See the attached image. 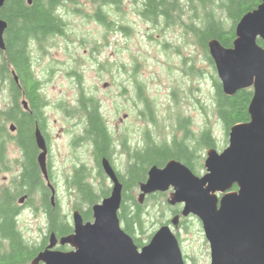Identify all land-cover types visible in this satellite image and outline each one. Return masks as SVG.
Segmentation results:
<instances>
[{
  "label": "water",
  "instance_id": "95a60500",
  "mask_svg": "<svg viewBox=\"0 0 264 264\" xmlns=\"http://www.w3.org/2000/svg\"><path fill=\"white\" fill-rule=\"evenodd\" d=\"M5 2L0 0L1 51L6 50L8 28L1 18ZM235 33L233 47L226 48L212 39L208 48L225 95L252 89L250 120L230 129L229 144L222 152L207 150L204 176L178 160H170L162 168L152 166L147 180L140 184L138 201L143 204L146 197L173 189L168 204H182L183 209L170 225L177 230L182 218L197 217L210 246L211 264H264V0L241 18ZM23 105L28 109L26 101ZM10 129L14 132L15 125ZM35 136L41 151L38 164L54 203L56 190L48 172L47 144L39 128ZM103 168L113 187L108 197L92 206L93 220L85 222L76 210L74 232L59 241L50 234L48 249L41 251L33 264H185L180 241L168 224L148 244L136 245L118 216L124 186L107 160ZM58 243L72 250L54 251Z\"/></svg>",
  "mask_w": 264,
  "mask_h": 264
},
{
  "label": "trees",
  "instance_id": "16d2710c",
  "mask_svg": "<svg viewBox=\"0 0 264 264\" xmlns=\"http://www.w3.org/2000/svg\"><path fill=\"white\" fill-rule=\"evenodd\" d=\"M86 1L97 7L92 17L103 23L107 22L108 13L102 5L106 0ZM180 1L149 0L144 13H150L152 16L163 15L171 21L180 14L177 13L181 10L177 4ZM185 1L192 6L194 18L197 20L193 28L194 42L213 66H215L214 61L208 52L209 41L217 39L224 47H233L236 25L245 14L256 9L261 3V0ZM75 2L77 0H32L29 4V0H6L1 11V18L8 23V30L5 35L6 50H0V93H8V100H4V107L0 105V264H29L43 248L30 244L20 229L19 219L22 208L18 205V199L24 194L29 195L30 204L36 212L40 211V206L45 211L49 235L54 233L57 238H61L73 232V228L61 215L60 208H53L50 201L51 192L38 164L39 150L35 133L38 125L40 129L42 127L41 119L46 95L43 92L42 82L37 78L32 67L29 45L31 41L43 44L51 35L63 33L66 25L59 9L67 3L75 4ZM259 43L263 45L261 40ZM15 77H18L19 82ZM214 83L216 112L228 135L234 125L250 120L248 108L253 91L241 90L233 96H227L218 77L214 78ZM80 96L82 100H90V102H82L78 111L89 113L91 131L96 129L97 132L95 139L99 158L106 156L112 138L106 131L100 108L90 99L93 96L86 93L83 87ZM24 101L29 104L30 110H25ZM180 119L187 125L182 127L179 124V131L184 132L182 138L175 136L170 142L154 144L152 138L148 136L146 156L142 157L143 153L140 151L133 152L128 173L124 176L123 201L118 216L122 228L134 239L139 248L148 244L153 237V234L147 236L145 206L149 202L159 203L163 209L166 205L163 201L167 197L166 194L148 196L144 204H140L133 195L134 190L147 180L149 169L155 165L162 168L168 161L178 160L198 174L199 169L204 167L199 163L198 149L217 148L211 129L206 128L195 136L189 128L191 121L182 116ZM12 124L18 127L15 134L10 129ZM12 145H15L20 152L16 160L9 157ZM13 163L20 166V172L12 177L10 183L2 184L1 176L12 171ZM77 177L76 174L72 186L80 193L86 194L82 200H79L81 205L87 207L85 209L77 203L76 208L81 211L85 222L92 221V206L108 197L110 192L105 186L97 189L95 185L77 181ZM236 189L237 186L234 187V190ZM172 211L180 212L178 209Z\"/></svg>",
  "mask_w": 264,
  "mask_h": 264
},
{
  "label": "rangeland",
  "instance_id": "374dc122",
  "mask_svg": "<svg viewBox=\"0 0 264 264\" xmlns=\"http://www.w3.org/2000/svg\"><path fill=\"white\" fill-rule=\"evenodd\" d=\"M71 7L62 8L60 11V14L69 24L67 27L68 35L52 38L50 42L46 43L47 52L36 50L32 55L35 74L37 78L44 80L43 91L49 100L55 103L65 101L71 104L77 99L79 82H77V78L69 75L73 70H76L82 74V84H79V87L82 85L87 92L105 102L103 104L105 116L116 131L120 130L127 134L131 148L139 149L145 146L146 132L148 136L159 143L170 142L175 136L182 138L184 132L179 131V124L182 127L187 126L180 119V116L184 117V115L191 118L189 128L193 135L198 136L201 131L209 128L216 139V149L219 152L228 146L229 134L226 135L222 121L216 112L214 83V78L218 77L216 67L206 58L203 51L198 50L194 43L193 46L185 47L180 29L178 31L174 28L165 29L162 22L151 24L147 21H140L135 18L137 17L134 15L136 11L132 8L128 10L129 12L125 16V23L131 27V32L128 34L116 32L113 29L112 31L109 30L108 33L98 21L88 19L74 11L75 7L84 8L86 12L93 14L94 7L91 3L81 0L79 4H72ZM111 15L117 19L120 17L116 13L112 14V12ZM107 33L109 35L105 41L104 38ZM150 36H154L155 40L152 41ZM191 36L193 35H189V40ZM165 41L181 47L189 58V65L195 68L200 67L204 72L197 75L188 69L190 75H197L194 78L182 72L181 55L177 51L176 53L166 51L161 45ZM95 49L99 51H95ZM101 64H110L112 68L108 65L107 67H110L111 71L108 72L101 68ZM136 64H141L138 72L134 69ZM123 65L130 66L131 75L129 78L131 77V83L128 81V74H124ZM106 84H108L107 87ZM142 84H144L143 88L147 89L152 100L155 101L156 122H151L149 115H146V122L140 116V110L143 107L136 98V88ZM192 86H194L192 95L190 94L187 100H180V104L176 106L175 100L170 97L171 90L179 87L183 91ZM124 88H128L127 98L131 100H126L124 97ZM4 100H8V93L6 92L0 93V105L2 107L5 104ZM125 115H128L127 119L124 118ZM51 118L53 121L57 119L62 122L57 111L51 113ZM54 132L59 134L57 130ZM55 143V171L58 174L68 172L70 168L60 164L62 158L71 155L70 150L64 147L67 139L63 138ZM206 152V148L198 149L197 155L200 156L199 163L201 165L205 163ZM80 155L85 161L87 160L86 152L80 151L78 156ZM19 156L18 148L12 145L9 151L10 159L16 160ZM143 156H146L145 152L142 154ZM148 156L150 158V155ZM117 163L118 169L125 174L127 161L123 158ZM19 168L18 164L13 163L12 171L1 176L2 184L10 183L12 177L18 174ZM205 174L206 169L202 167L196 175L201 177ZM73 192V187L68 184L62 181L57 183V196L62 209L70 215H72L73 207L77 203L81 205L77 193ZM133 193L138 200L141 193L140 189L137 188ZM172 193L173 189L165 193H156L167 196L163 200L166 204L163 209L159 203L149 202L145 206L147 236L154 235L163 225H170L171 220L178 214L173 211L171 213V210L183 207L181 204L176 206L168 204ZM81 206L85 209L87 207L83 204ZM186 220L182 218V222H180L182 252L189 260H195L196 264H211L210 246L206 240L201 221L195 216H190ZM19 226L25 239L32 245L39 246L42 244L43 238L49 236L47 221L43 212H36L33 208H24L19 219ZM170 226L176 233L175 228Z\"/></svg>",
  "mask_w": 264,
  "mask_h": 264
},
{
  "label": "flooded vegetation",
  "instance_id": "af4514ba",
  "mask_svg": "<svg viewBox=\"0 0 264 264\" xmlns=\"http://www.w3.org/2000/svg\"><path fill=\"white\" fill-rule=\"evenodd\" d=\"M80 2H81V0H77V2H75V4L77 5ZM85 2H87V1L85 0ZM87 3H89V2H87ZM148 4H149V0H106V1H103L102 2L103 9L105 10V12L108 13L107 22H105V23L98 21L97 19H94L92 17V16H94V14L96 13V10H97V7H95L93 3H91V5L94 7L93 14L86 12V10L84 8L75 7L74 11L86 16V18H88V19H94V20L98 21L102 26H104L106 28V31L108 33L110 31H112L113 29H115L116 32H123V33L129 34L131 32V27L129 26V24L125 23V20H126L125 16L128 14V12H129L128 10H131L133 8L136 11V12H134V15H136L137 17H135V18H137L140 21H147L151 24H160V22H162V24L165 25V29L174 28L176 31H178L180 29L182 31V38H183V41H184L186 48L188 46H193L192 45L193 43L195 44L193 28H194V23L197 20L194 18L192 6L187 1L181 0L180 2H177V4L179 5V9H181L177 13H180V14H179V16L173 17V19L171 21L163 15L152 16L150 13L145 14L144 12H145ZM171 4H174V2H171ZM71 6H72L71 3H67V4L61 6L59 9V13H60L62 8H72ZM111 12H112V14L113 13L118 14L120 17L118 19L115 17L113 18L111 15ZM190 14H192V15H190ZM63 20H64L65 25H66V26H64L65 31L63 33H56L54 35H51L50 37L45 39L43 44H39L37 41H31L30 42L29 49L31 51V58H32L33 52L36 50L37 51L43 50L44 53L47 52L46 43L50 42V40L52 38L57 37V36H67L68 35L67 34V27L69 24L65 21L64 17H63ZM121 23H123V24H121ZM7 30H8V28H7ZM7 30H6V32H7ZM6 32H5V35H6ZM108 33L106 34V37L104 38L105 41H107V39H108V35H109ZM190 34H192L193 36H191V39L189 40L188 38H189ZM150 39L152 41L155 40L154 36H150ZM33 45H35L34 48H32ZM161 45L163 46V48L166 51H172L173 53H176V51H177L179 53V55H181V57H182V59H181V65H182L181 70L186 75H189L191 78H194L197 75H199V73L204 72V70L200 67L195 68V67L189 65V60H188L189 58H188V56L185 55L184 50L182 51L181 47L174 46V45H172V43L167 42V41H165V43H162ZM195 45L197 46V44H195ZM197 47H198V50H201V48L199 46H197ZM95 51H99V50L95 49ZM208 52H209V48H208ZM32 63L34 64L33 58H32ZM107 65L111 66L110 64H101L100 67L103 68L104 70H107L108 72H110L112 66L110 68V67H107ZM32 67L34 69V65ZM122 67L124 70V74L125 73L128 74L127 75L128 81H130V83H131V77L129 78V76L131 75L130 66L129 65L128 66L123 65ZM140 67H141V64H136L134 66L135 71L138 72ZM194 68H195V71H194ZM188 69L197 75H195V76L190 75ZM69 75H72L73 78H77V82H79V84H82V74L80 72L73 70ZM38 79L42 82V88H43L44 80H41L40 78H38ZM79 84H78L79 96H77V99L74 100V102H72L71 104H70V102H65V101L55 103V102H52V100H49V98H47V96L45 97L46 100H44V109H43V114H42V119H41L42 127L40 126L41 129L39 128V125L37 127L40 129V131H41V133H42V135L46 141V144H47L48 172H49V176H50V182L52 183V185L54 186V188L56 190L55 201L53 203L51 200L52 191L47 185V187L49 188V190L51 192L50 201H51L54 209L57 207L60 208L61 215L66 220V223L70 227L73 228V232H74L73 213L76 210H78L80 213H81V211L79 210V208H76V205L73 207L72 215L67 214L63 211L61 203H60L59 198L57 196V183L59 181H62L64 183L68 184L69 186L73 187V190H74L73 193H77L78 199L82 200V198L86 194L80 193L76 187L72 186L73 182L75 181L76 174H77V176H78L76 179L77 181L81 180L85 184L97 185L98 186V187H96L97 189H100L101 186L106 187V185L109 184V186H107V191L110 192V194H111L113 183L110 180V178L106 175V173L104 172L103 161L107 160L110 163V165L112 166V168L116 172V175H117L119 181L124 186V184H125L124 183V176H126V174L128 173V167L131 164V154L133 152L136 153L137 151H140V153L146 152L147 144H148V134L146 132V134H145L146 135L145 146L143 148H139V149L135 148V147L131 148V146H129V140H128L127 134L124 132H121L120 130L116 131L112 127V125L110 124L109 119H107V117L105 116V114L103 112V109H104L103 104L105 102L103 100H101L100 98H98L97 96L92 95L91 93L87 92L83 88L86 93L93 96L90 99H92V101L96 102V105L99 106L100 114H101L103 121L106 125V131H108L109 135L112 138L111 147H110L107 155L101 156L99 158L97 140L95 139V137L97 136V132H96V129H92V131H91L89 113H82V112L78 111L81 109L82 102H90V100H82V97L80 96V90L82 89L83 86L81 85V87H79ZM143 85L144 84L138 85L136 88V98L141 103V105L143 107V109L140 110V116L146 122V120H145L146 115H149L151 122H154V121L156 122L157 115H156V109H155V101L152 100L151 96L147 92V89L143 88ZM105 86L107 87L108 84H106ZM193 89H194V86H192L191 88H187L186 90H183V91L180 90L179 87L173 88L170 92V97L172 100H175L176 106H178L180 104L179 103L180 100H187L188 96L190 94L192 95ZM128 92H129L128 88H124V95H125L124 97L126 98V100H131V99L127 98ZM25 110H30L29 104H28V109L25 108ZM52 111L53 112L57 111V113H59V115L61 116L62 122H60V120H57V119H56V121L52 120V118H51V113H53ZM182 113L184 114V112H182ZM184 117L188 118L189 120L191 119L190 116L184 115ZM124 118L127 119L128 115H125ZM15 127H16V130L13 132V134L17 133V131H18V127L16 125H15ZM54 130H57L59 132V134L58 135L55 134ZM56 135H57V137H56ZM63 138L67 139V143L64 145V147L66 149L70 150L71 155H69L67 158H62L60 160V164H62L65 167H69L70 170L68 172L58 174L55 171L56 170V162H55V158H56V156H55V144L56 143L55 142L57 140H61ZM152 140L154 141V144H155V142H157L153 138H152ZM157 143H159V142H157ZM38 150H39V148H38ZM80 151H83L84 153L86 152V158H87L86 161L84 160L82 155L78 156V154H80ZM40 152L41 151L39 150V154H40ZM123 158L127 161V163H126L127 172L125 174H123L118 169V163H117L118 160L123 159ZM19 172H20V170L18 169V173ZM46 184H47V182H46ZM123 193H124V187H123ZM23 197H25L26 199H25L24 203H20V199ZM24 204H26L25 207H24ZM18 205L20 206V208H22V213L24 211V208H33L30 204L28 194H24L18 199ZM39 208H40L39 212H43V214L46 218L47 228H48L49 224H48L47 215L41 206ZM182 209H183V207L178 208V210L180 212L176 215H180ZM173 212L175 213V211H173ZM181 222H182V219H181ZM47 231H48V229H47ZM179 231H180V225H179V228L176 230V235H177V237L180 241V245H181V236H180ZM72 233H70L68 235H71ZM68 235H66V236H68ZM49 236H46L43 238L42 244L39 245V246H42L43 248H42V250L39 251V253L41 251L48 249V246L50 244ZM60 239L61 238H58V241ZM181 249H182V247H181ZM53 250L54 251H65V252H67V251H71L72 248L69 245L61 246L58 243L53 248ZM36 256L34 258H32V260L29 262V264H33V261L36 258ZM183 259H184L185 264H196L195 260H189L188 257L186 255H184V253H183ZM40 264H43V263H40Z\"/></svg>",
  "mask_w": 264,
  "mask_h": 264
}]
</instances>
